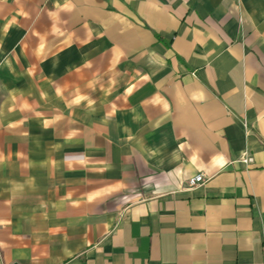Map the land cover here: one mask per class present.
Masks as SVG:
<instances>
[{"label":"crops","instance_id":"1","mask_svg":"<svg viewBox=\"0 0 264 264\" xmlns=\"http://www.w3.org/2000/svg\"><path fill=\"white\" fill-rule=\"evenodd\" d=\"M0 264H264V0H0Z\"/></svg>","mask_w":264,"mask_h":264},{"label":"built area","instance_id":"2","mask_svg":"<svg viewBox=\"0 0 264 264\" xmlns=\"http://www.w3.org/2000/svg\"><path fill=\"white\" fill-rule=\"evenodd\" d=\"M235 163L238 164L242 170H245L251 164V158L249 155L242 154L237 158ZM200 184L201 179L198 175L191 176L184 182V186H186L187 189L199 186Z\"/></svg>","mask_w":264,"mask_h":264}]
</instances>
